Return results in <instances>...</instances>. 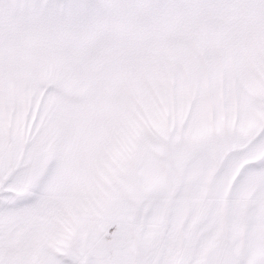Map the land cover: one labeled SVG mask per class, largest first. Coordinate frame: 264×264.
<instances>
[{
    "label": "snow or ice",
    "instance_id": "obj_1",
    "mask_svg": "<svg viewBox=\"0 0 264 264\" xmlns=\"http://www.w3.org/2000/svg\"><path fill=\"white\" fill-rule=\"evenodd\" d=\"M0 264H264V0H0Z\"/></svg>",
    "mask_w": 264,
    "mask_h": 264
}]
</instances>
